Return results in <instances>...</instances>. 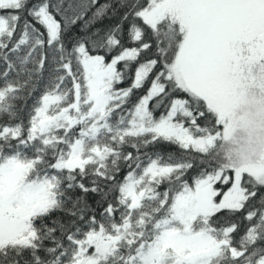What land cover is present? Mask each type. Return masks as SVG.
Segmentation results:
<instances>
[{
  "label": "snow or ice",
  "instance_id": "1",
  "mask_svg": "<svg viewBox=\"0 0 264 264\" xmlns=\"http://www.w3.org/2000/svg\"><path fill=\"white\" fill-rule=\"evenodd\" d=\"M0 264H264V0H0Z\"/></svg>",
  "mask_w": 264,
  "mask_h": 264
}]
</instances>
